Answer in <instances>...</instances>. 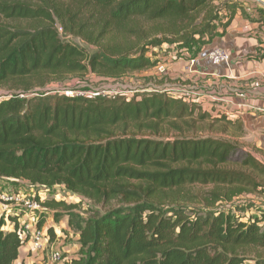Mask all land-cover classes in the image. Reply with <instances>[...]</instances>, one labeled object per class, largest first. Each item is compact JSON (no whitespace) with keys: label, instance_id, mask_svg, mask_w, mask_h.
I'll return each mask as SVG.
<instances>
[{"label":"trees","instance_id":"obj_1","mask_svg":"<svg viewBox=\"0 0 264 264\" xmlns=\"http://www.w3.org/2000/svg\"><path fill=\"white\" fill-rule=\"evenodd\" d=\"M72 1L0 0V86L20 90L0 98V182L50 196L36 193L37 228L49 215L67 217L80 245L68 264H264V208L233 204L264 195V164L233 138L147 135L193 115L204 121L210 114L199 105L156 88L129 97L26 95L27 80L40 74L119 78L155 67L163 45L195 57L224 35L240 3ZM220 120L241 132L237 119ZM190 186L198 189L187 194ZM61 189L105 211L83 218L78 204L54 198ZM10 209L12 226L0 216V264H13L30 239L18 223L25 213ZM45 235L54 240L53 228Z\"/></svg>","mask_w":264,"mask_h":264},{"label":"rangeland","instance_id":"obj_2","mask_svg":"<svg viewBox=\"0 0 264 264\" xmlns=\"http://www.w3.org/2000/svg\"><path fill=\"white\" fill-rule=\"evenodd\" d=\"M64 1L68 2L69 0ZM237 1L242 5V0ZM250 1L255 2L254 0ZM72 2H74V0ZM24 24L27 25L26 23ZM61 37L85 47L88 51L94 50V47L87 45L78 37ZM159 55L160 61L157 66L141 71L129 72L119 78H104L95 74L78 76L69 75L56 78L53 75L40 74L33 79L27 80L28 83H31L34 86L30 88L26 95H32L39 92H58L67 95L92 96L100 94L112 96L120 94L129 97L146 90H152L155 88L164 89L175 97L183 98V100L190 104L196 103L200 106L202 111L207 112L210 116L204 121L199 120L194 124L193 115L192 119H189L187 123L179 122L180 124L177 128L170 125H163L157 132L152 131L148 133V136L167 140L177 137L194 136L232 138V136L237 135L238 130L236 126L228 124L226 120L214 121L221 118L222 114L217 112V107L212 106V103L206 98L207 96L203 94L206 90L199 91L197 88L198 86H201L202 83L200 79H197L196 75H194L195 58L193 51L174 50L173 47L163 45L159 51ZM13 85L15 86L16 83L13 82L7 85H1L0 98L5 95L20 92V90L13 87ZM223 128H226L227 131L225 129L226 132L222 131ZM197 189L198 186H190L187 194H191V192L194 193ZM0 190L17 196V200L11 202L0 200V216L4 215L6 225H9V223L5 214L12 211L10 208L19 206L21 209L20 211H16L15 214L17 213L19 216L20 213H25L18 218V223L24 229V234L26 233L31 237L34 233L37 234L38 231L40 233H46L47 227L53 228L55 238L50 241L49 236H47V239L49 240L43 253L39 250H34L33 248L30 250L29 248V254L31 252H33L34 255L36 253L39 254V258L32 261L31 264H68L69 260L74 258L73 256L78 253L80 245L78 237L70 232L67 217H63L58 223H54L52 217L49 215L46 218L43 227L38 230L37 217L40 211L43 210L35 201L38 189L24 181L13 182L10 180H2L0 182ZM59 192L60 193L56 194L54 198L64 199L68 203L78 204L76 210L83 218H87L94 214H102L105 211L100 205H93L90 201L78 195L71 194L62 189L59 190ZM38 196L41 197V199L50 197L41 191L38 192ZM182 196L184 197V195ZM233 204L246 205L250 212L257 213V209L264 208V195L261 193L242 195L235 198ZM3 206L5 208H3ZM55 243L60 244L56 247ZM55 249H58L61 252L63 258L59 259L60 261L52 262L50 260V252ZM15 264L22 263L21 261H18Z\"/></svg>","mask_w":264,"mask_h":264},{"label":"crops","instance_id":"obj_3","mask_svg":"<svg viewBox=\"0 0 264 264\" xmlns=\"http://www.w3.org/2000/svg\"><path fill=\"white\" fill-rule=\"evenodd\" d=\"M254 1L242 0L224 35L201 48L194 57V75L202 83L197 88L206 90L203 94L217 112L240 122L242 134L232 138L264 164V0ZM214 48L227 52L229 62L212 64L208 53ZM28 252L27 242L13 264H31L39 258L38 253Z\"/></svg>","mask_w":264,"mask_h":264},{"label":"built area","instance_id":"obj_4","mask_svg":"<svg viewBox=\"0 0 264 264\" xmlns=\"http://www.w3.org/2000/svg\"><path fill=\"white\" fill-rule=\"evenodd\" d=\"M261 3H262L261 6L264 8V1H262ZM208 58L215 65L228 63L229 59H230L229 54L227 52H225L222 49H218V48H214V49L210 50L208 53ZM0 200L5 201V202H11L13 200H17V196H15V194L12 195L11 193L2 192L0 190ZM3 208H5V207L3 206ZM47 242H48V239H47V236L45 235V233H43V232L40 233L38 231L37 234L34 233L30 237L28 244H29L30 250H32V248H33L34 250H39V251H41V253H43V251L45 250ZM62 258H63L62 254L58 249L52 250L50 252V260L52 262L60 261L59 259H62Z\"/></svg>","mask_w":264,"mask_h":264}]
</instances>
